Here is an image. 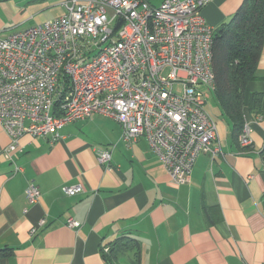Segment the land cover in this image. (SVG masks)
<instances>
[{"label": "crops", "instance_id": "1", "mask_svg": "<svg viewBox=\"0 0 264 264\" xmlns=\"http://www.w3.org/2000/svg\"><path fill=\"white\" fill-rule=\"evenodd\" d=\"M62 1L0 0V37L61 15ZM242 1L210 0L201 13L215 29ZM253 93L262 94L259 111ZM205 109L221 153L200 154L182 185L169 181L145 136L125 142L118 122L101 113L64 125L53 142L24 134L13 161L2 153L10 138L0 125V249L12 250L0 264H107L102 247L121 236L140 243L137 264H264V43L242 107L251 146L238 145L212 90ZM105 148L109 167L96 160ZM13 163L22 170L13 173ZM29 183L40 192L34 204L24 194ZM74 184L83 192L63 194ZM134 259L127 251L117 264Z\"/></svg>", "mask_w": 264, "mask_h": 264}, {"label": "built area", "instance_id": "2", "mask_svg": "<svg viewBox=\"0 0 264 264\" xmlns=\"http://www.w3.org/2000/svg\"><path fill=\"white\" fill-rule=\"evenodd\" d=\"M209 1L63 0L61 15L1 36L0 125L10 138L2 153L13 161L24 134L53 142L64 125L101 113L125 142L145 136L172 184L187 183L200 154L221 153L205 109L214 87L215 29L201 13ZM250 131L245 122L241 148L251 146ZM96 160L109 167L110 149H98ZM21 170L14 164L13 173ZM61 190L73 196L83 186ZM24 194L30 204L40 197L33 183Z\"/></svg>", "mask_w": 264, "mask_h": 264}, {"label": "trees", "instance_id": "3", "mask_svg": "<svg viewBox=\"0 0 264 264\" xmlns=\"http://www.w3.org/2000/svg\"><path fill=\"white\" fill-rule=\"evenodd\" d=\"M263 43L264 0H243L230 19L219 24L213 33L212 91L236 142L245 123L242 112L245 89L256 78ZM252 101L254 110L259 111L262 94L253 93ZM106 245L102 251L108 247L107 264H117L118 256L127 251L134 253L133 264H137L140 251L137 239L121 236ZM11 251L10 248L0 249V259Z\"/></svg>", "mask_w": 264, "mask_h": 264}, {"label": "water", "instance_id": "4", "mask_svg": "<svg viewBox=\"0 0 264 264\" xmlns=\"http://www.w3.org/2000/svg\"><path fill=\"white\" fill-rule=\"evenodd\" d=\"M117 25H118V23H117Z\"/></svg>", "mask_w": 264, "mask_h": 264}]
</instances>
